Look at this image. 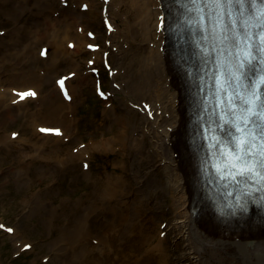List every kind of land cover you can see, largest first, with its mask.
I'll return each mask as SVG.
<instances>
[{"label":"bare ground","instance_id":"1","mask_svg":"<svg viewBox=\"0 0 264 264\" xmlns=\"http://www.w3.org/2000/svg\"><path fill=\"white\" fill-rule=\"evenodd\" d=\"M30 1L57 19L41 22L36 20L37 12L30 13L33 21L44 28L33 27L28 38L14 43L15 59L22 61L26 54L27 62L33 61L34 67L44 63V68L51 71L48 78L57 79V86L62 80L53 73L63 70L59 67L64 64L66 75L61 89L65 96H61V100L56 91L58 88H46L43 75L32 76L19 62H16L17 66L12 65V61L0 65V129L14 124L18 115L28 116L25 128L28 137H18L11 129L4 130L6 134L0 130V152H5L0 157L1 166L6 158L14 160V168L9 170V176L1 185L18 184L31 175L43 179L47 190L54 189L52 192L58 195L62 193L58 184L63 180L73 193L72 180L78 176L90 185L87 203L82 204L78 199L69 206L76 211L72 214L73 220L71 216V221H67L63 214L67 224L49 240L47 255L53 254L54 259L48 262L170 264V249L175 250V238L180 237L183 238L179 247L182 251L171 259L174 264H264V214L259 213L256 202L259 198L264 201V193L249 198L255 207H236L234 199L219 197L222 194L218 189L225 185L206 184L210 180L205 168L208 162L195 142L197 128L191 116L187 119L186 100H180L184 76L177 66L167 62L166 18L160 2L166 0H119L114 8L117 21L106 29L101 49L97 44H88L87 39L96 43V39L91 38L94 25L89 18L96 17V5L100 10L103 7L99 14L106 18L114 0H102L95 5L83 4V0H0V11L3 5L10 4L9 12L19 13ZM129 8L131 10H127ZM178 14L179 10L175 15ZM118 29L123 30L121 42L115 35ZM34 38L35 43L37 40H45V43L35 44ZM38 45H42L38 49L39 56L30 58L28 53L36 54L34 50ZM89 46L92 51L87 50ZM128 50H133L132 55ZM83 53L89 56L85 68L82 67L85 63L81 58ZM98 63L106 64L101 66L102 69L111 70L113 82L119 80L117 90L125 97L120 103L122 109L116 113L115 107H111L116 101L107 96L106 106L98 113V120H102L98 141L64 149L62 145L78 127L76 104L81 101L82 85L87 78L91 79L88 68L94 69L93 65ZM96 81L93 84L97 86ZM25 93L27 95L22 98ZM28 104L32 107L25 110ZM47 122L59 123L61 127L50 126ZM64 131H70V135H65ZM144 137H148L151 145L150 160L142 142ZM48 141L56 146L46 144ZM95 154L104 158L112 155L113 158L104 161L112 170L98 165L93 172L90 158ZM136 161L151 165L145 164L143 169H138ZM30 184L32 188L33 184ZM1 185L0 189H3ZM26 190L19 192V203L31 200L30 210L24 212L38 214L42 229L50 234L54 217H42L47 216V208L51 211L56 208ZM161 193L172 200L169 224L175 235L170 241V249L156 229L157 219L153 218L150 232L147 221L139 212L152 207L154 200L160 205ZM231 196L236 198L237 193L232 191ZM95 223L99 225L98 229L91 228ZM0 228L16 252L30 246L18 227L0 223ZM30 248L33 251V246Z\"/></svg>","mask_w":264,"mask_h":264},{"label":"rangeland","instance_id":"2","mask_svg":"<svg viewBox=\"0 0 264 264\" xmlns=\"http://www.w3.org/2000/svg\"><path fill=\"white\" fill-rule=\"evenodd\" d=\"M101 1L102 0H91V1L83 0L82 3L88 4V2H90L95 5V3L99 4L101 3ZM107 1L109 2V0ZM118 2L119 0L113 1L111 9L110 8L108 9L109 15L106 18L101 17V14H99V11L101 12L103 10V7H101L100 10V7L96 5L95 7V10L97 11L96 17L94 16H92L91 18L88 17L91 20V22H93L94 25V27H92L94 34H91V38L96 39L95 40L96 43H94L93 39H87V41L89 42L88 44L90 43L95 45L97 44L99 46V49L103 48V41L106 37L105 31L106 29L107 30L110 29V27L113 24L112 22L117 21L118 18V15L114 12V8L118 4ZM10 9H11V5L5 4L1 7V11H0V39L3 38V40L0 41V65L4 63H9L10 61H12L11 62L12 65L14 64L16 65V62H19L20 65L26 66V71L31 73L32 76L37 77V74L43 75L44 76L43 83L46 82L45 84L46 88L48 89L51 88L50 90L53 89L56 90L58 88L56 91L58 93V97L61 99V96L64 97L65 94L63 93L62 89L57 86L56 84L57 79L48 78L51 71L49 69L44 68L45 66L44 63H40L38 67H34L33 61L32 63L27 62L26 54H24L25 56H23L22 61L15 59L16 48L13 46L14 43L18 42L19 39L21 40V38H28L29 37L28 35L34 30V28H44V26L33 21L30 13H34V11L37 12L38 15L36 17V20L41 22L43 21L49 22L50 19L54 20L57 18L52 17L51 14L49 12H45L44 9L35 6L33 1L28 2L27 6L26 7L24 6L19 13L18 11H14L15 13L13 11L9 12ZM55 10H58V8ZM127 10H131V8ZM79 12L81 11L79 10ZM125 15L127 16V14ZM15 16L16 18L14 19ZM56 22H58L57 25L61 27V25L59 24L60 22L59 21ZM115 35L116 37H118V40H120V42L123 40L122 37L123 30L121 29L116 30ZM37 41L38 43H35V38H34L33 42L35 44L45 43V40L42 42L39 40ZM28 44L29 43H26V45ZM40 46L42 45H38V47L35 48L34 52L36 51V54L30 52L28 53V56L32 59L37 55L39 56L38 49ZM87 50L92 51L88 48ZM128 51L129 54L132 55L133 50L131 51L128 50ZM111 52L114 53L113 50ZM81 58H83V61L85 62L82 67L85 68L84 66H86V61L89 59V56L86 53H83L81 55ZM130 62L131 60L129 59V63ZM64 66L65 65L62 64V66L59 67V69H63V70H58L56 74L53 73L54 77L58 76V78L61 79L62 81H63V76L66 75V71H65L66 69L64 70ZM93 66H95L94 69L92 67L88 68V70L90 71L91 79L87 78L86 82L82 85L83 88L81 89V94H80L81 101L78 104H76L77 105L76 117L79 118L78 127H76V131L73 132V134L66 141V143L62 145L64 149H68L69 147L70 148L79 147V145L88 146L90 145V142L98 141L97 136L101 131L99 123L102 122V120L100 121L98 120V113L100 109L106 106L105 99L107 98V96H111L112 99L116 101L113 102L111 105V107H115L116 113L120 112V110L122 109V105L120 103H123L125 101L124 95L117 90V84H119V80L117 79L116 82H113L111 79V70L102 69L103 67L101 66H106V64L98 63ZM5 75L6 74H4V76ZM93 81L98 82V85L96 86L95 84H93ZM22 96L24 95L22 94L21 97ZM26 107L27 108L25 110L27 109L30 110L32 105L28 104ZM27 121H28L27 115H22V116L18 115L17 118L14 119V124L8 127H3L0 130L3 131V134H6L8 132V129H11L16 132L15 135H18V137L21 138L28 137V132L25 130L27 126ZM47 124L54 127L56 126L57 128L61 127L59 123L47 122ZM103 124H104V120H103ZM62 129L65 130L64 127H62ZM4 130H6L7 132H5ZM69 132L70 131H64L65 135H70ZM109 136H111V134L106 135V137ZM148 141H149L148 137H144L142 142L146 148L147 155L149 156V160H150L152 157V151L150 150L151 145H149ZM17 144L18 141L16 143V147ZM46 144H49L53 148L56 146V144H51V141L46 142ZM16 147L12 146L11 148L16 150ZM3 153L5 152H0L1 154L0 157L3 156ZM63 153L66 154V151H64ZM107 157L108 158H104V156H101L100 154L93 155L90 158V168L92 169V171L96 172L95 169L98 165H101L102 167H105L107 170L111 171L112 169L109 163H106L104 161H106L109 158H113V156L107 155ZM135 157L136 156L134 155V158ZM13 161L14 160L12 158H6V160L3 161L4 164L3 166H1V161H0V185L3 183L4 180H6L7 176H9L10 174L9 170H12L14 168ZM135 164L138 165L137 167L138 169H143L145 164L151 165V163L146 161L145 162L141 161L139 163L136 161ZM132 178L134 180L133 175ZM30 179L32 181L27 183ZM20 181L21 182L18 184L17 183L15 184L13 183L10 185L6 184L4 187L3 185H1L3 189H0V204H1L0 223H3L6 226L18 227L22 235L24 236L25 241H29L30 246H33V251H31L30 246H27L26 249L24 248L23 250L16 252L12 245V242L8 239V237H6V234L3 232V229L0 228V264H31L32 262L34 264H53L52 262H48V261L50 260L53 261L54 255L53 254L47 255V251H46V248H48L47 245L48 243H50L49 240L57 235V233L62 229L63 225L66 226L67 221H71V216L73 220L72 214L76 211L69 208L71 203H73L74 201L75 203L78 202V199L82 201V204L87 203V198L90 197L87 196L89 195L90 185H86L84 183L85 180L80 176H78L72 180V186L74 188V193H73L67 189V182L63 180L64 182H60L58 184L59 190H62V193L58 195L52 192L54 189L47 190L48 187L46 186L47 184L45 183V181L43 179L41 180L35 175H31L26 179L23 178ZM30 183L33 184L32 188H30L31 186ZM26 188H28L29 192L33 194V197L35 198L38 197L44 202L49 203L52 208H56L54 211H51L49 210V208H47L48 210L46 211L47 216L42 217L43 219H46L51 215H53L54 217L52 220L50 234L47 233V230L44 231V229H42L41 227L42 224H40L41 217L38 214H32V212L29 213L24 212V210H30V207L32 205L30 204L31 200L28 203L27 202L23 204L19 203V201L21 200V196L19 192L25 191ZM78 188H81L80 191H77ZM65 195H69V197H63ZM160 203L161 204L159 205V202H156L154 200L152 203V207L149 206L148 210L139 211V212L141 213L142 218L147 221V225L149 226L150 232H151V227L153 225L152 222L153 218L157 219L158 223L156 225V229L160 231L159 235L163 239H165L168 248L170 249V241L172 237L175 235L173 229L170 228L172 224H169L172 220V209H171L172 200L167 195H163L161 193ZM155 206H157L158 209L155 208ZM34 211L36 213V209ZM158 212L161 213L162 215L160 216ZM63 214L67 216L68 219L67 221H65V217ZM58 224L60 225L59 227ZM97 226L99 227V225L95 223L94 225H91V228L98 229ZM182 243H183V238L180 237L175 238V244H176L175 250L170 249L172 250V253L170 254L171 256H169L170 264H174V261L173 262L171 261V259L174 258V255L178 253V251L180 252L182 251V249L179 248L182 245ZM44 244L45 246H43ZM56 263L54 262V264ZM128 263H130V261H128Z\"/></svg>","mask_w":264,"mask_h":264},{"label":"snow or ice","instance_id":"3","mask_svg":"<svg viewBox=\"0 0 264 264\" xmlns=\"http://www.w3.org/2000/svg\"><path fill=\"white\" fill-rule=\"evenodd\" d=\"M193 4L199 2V0H191ZM204 2L211 3L214 5H237L239 6V14L243 15L245 4L254 5L256 0H204ZM260 4L264 6V0H259ZM264 15V12L261 13ZM222 19V17H221ZM257 27H261L257 25ZM245 37L248 36L247 33L244 34ZM255 36L264 43V32H258ZM227 38V37H225ZM264 51V48L258 47L253 44H249L248 50L245 51L244 59L247 60V64L243 65L247 70L243 72L241 75L244 77L245 81L250 80V73L254 70V61L256 60V53ZM43 54V53H42ZM251 83H255L254 80ZM249 88L250 96L253 99L245 101V103L250 104L251 107L245 109V111L249 112V117L244 121L247 126L251 123L256 129L252 141L248 139L240 140L239 143L241 145L240 152L241 155H237L235 153V146L233 145V159L230 162V167L237 169V171L232 173V179L236 180L237 177L242 178V180L251 179V176H259L260 179L264 180V151H261L257 156L254 153L249 145L252 147H261L264 148V145L257 146L254 141L257 137L261 140H264V123L260 122V117L264 115V80L260 81V87L256 89L255 92L250 90V85H246ZM23 95H27L26 93ZM41 131H48L45 129H41ZM229 136H232V133H228ZM235 139V137H233ZM87 167V165H85ZM242 180H236L237 183H241ZM9 231H11L9 229Z\"/></svg>","mask_w":264,"mask_h":264}]
</instances>
